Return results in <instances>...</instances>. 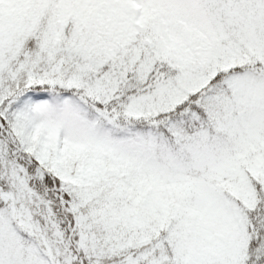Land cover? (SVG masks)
<instances>
[{
  "label": "snow or ice",
  "instance_id": "6c2138e0",
  "mask_svg": "<svg viewBox=\"0 0 264 264\" xmlns=\"http://www.w3.org/2000/svg\"><path fill=\"white\" fill-rule=\"evenodd\" d=\"M0 264H264V0H0Z\"/></svg>",
  "mask_w": 264,
  "mask_h": 264
}]
</instances>
